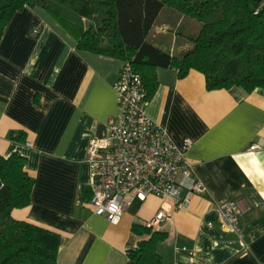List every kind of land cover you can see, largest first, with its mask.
I'll list each match as a JSON object with an SVG mask.
<instances>
[{"label": "crops", "instance_id": "obj_1", "mask_svg": "<svg viewBox=\"0 0 264 264\" xmlns=\"http://www.w3.org/2000/svg\"><path fill=\"white\" fill-rule=\"evenodd\" d=\"M193 23L163 8L147 36L162 44L171 35L169 51L179 55L189 49L177 43L179 32ZM124 62L77 49L40 7L13 14L0 39V157L23 155L34 184L29 205L11 216L59 234L58 264H136L127 252L148 236L136 235L131 226L143 225L159 210L166 219L153 230L167 233L156 247L162 264H264L262 88L208 90L196 70L179 77L174 68H156L146 115L176 145L192 141L186 156L206 190L189 194L186 210H175L169 198H134L115 224L88 206L86 148L91 137L107 134L108 120L119 113L112 83ZM19 133L24 142L14 139ZM236 198L250 206L239 221L244 245L214 244L237 240L216 210Z\"/></svg>", "mask_w": 264, "mask_h": 264}, {"label": "trees", "instance_id": "obj_2", "mask_svg": "<svg viewBox=\"0 0 264 264\" xmlns=\"http://www.w3.org/2000/svg\"><path fill=\"white\" fill-rule=\"evenodd\" d=\"M258 0H0V39L13 14L24 6L40 7L76 42L79 50L130 63L148 98L156 88L155 69L174 68L204 75L208 90L238 87L246 93L264 89V11ZM163 8L198 23L192 47L171 54L147 40ZM24 142V135L14 136ZM17 152L0 157V264H58L59 234L11 216L30 203L34 178ZM138 241L128 255L136 264H162L156 247L167 233L131 226Z\"/></svg>", "mask_w": 264, "mask_h": 264}, {"label": "built area", "instance_id": "obj_3", "mask_svg": "<svg viewBox=\"0 0 264 264\" xmlns=\"http://www.w3.org/2000/svg\"><path fill=\"white\" fill-rule=\"evenodd\" d=\"M264 11L258 0L254 14ZM39 32L34 27L32 34ZM119 113L107 123L104 137H91L86 148L89 167L88 206L110 223H117L134 198L144 201L149 195L169 198L175 210L188 208L189 194H202L204 184L192 175L186 153L192 141L184 138L176 145L166 131L146 115L147 90L140 75L125 61L112 83ZM256 146H250L254 149ZM187 182V183H185ZM187 194L182 196V190ZM219 219L237 240H215L214 244L244 245L240 218L250 210L242 198L216 206ZM166 214L159 210L144 226L154 229ZM183 250L186 248L183 247Z\"/></svg>", "mask_w": 264, "mask_h": 264}, {"label": "rangeland", "instance_id": "obj_4", "mask_svg": "<svg viewBox=\"0 0 264 264\" xmlns=\"http://www.w3.org/2000/svg\"><path fill=\"white\" fill-rule=\"evenodd\" d=\"M189 18V17H188ZM191 19V18H190ZM193 20V19H192ZM193 26L190 28V30H186L184 32H179V34L182 33V36L178 37L177 43H182L184 44V47L187 46L186 48H191L192 47V39L195 37V35L197 34L199 28H200V23H198L197 21L193 20ZM168 32V31H167ZM169 33L171 34L172 31H169ZM153 34V33H152ZM153 36V35H152ZM151 36V38L153 39V37ZM147 40H150V35L147 36ZM167 41H164L162 44H157L156 41H154L156 45L165 48L166 50H169L170 44H171V40L172 37L171 35L168 36V39H166ZM188 50V49H187Z\"/></svg>", "mask_w": 264, "mask_h": 264}]
</instances>
